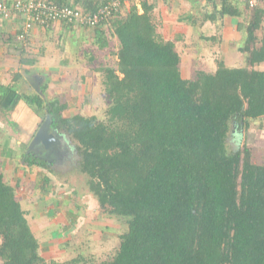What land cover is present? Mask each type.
Segmentation results:
<instances>
[{
    "label": "trees",
    "instance_id": "trees-1",
    "mask_svg": "<svg viewBox=\"0 0 264 264\" xmlns=\"http://www.w3.org/2000/svg\"><path fill=\"white\" fill-rule=\"evenodd\" d=\"M106 1L82 7L92 12ZM133 1L96 29L99 50L119 42L117 64L100 68L111 101L106 120L63 115L68 104L59 96L25 97L53 131L73 138L101 209L127 223L115 252L97 264H264V164L246 143L227 146L234 127L248 131L264 116V69L256 68L264 63V1L206 0L203 22L239 19L247 64L222 60L194 78L182 76L176 42L158 31L153 3L140 0V11ZM24 161L48 166L29 151ZM15 192L0 171V264L88 261L83 253L48 261Z\"/></svg>",
    "mask_w": 264,
    "mask_h": 264
},
{
    "label": "crops",
    "instance_id": "crops-1",
    "mask_svg": "<svg viewBox=\"0 0 264 264\" xmlns=\"http://www.w3.org/2000/svg\"><path fill=\"white\" fill-rule=\"evenodd\" d=\"M68 1H70L72 4H77V6H84V3L87 0H79L78 2H76V0ZM93 1L95 2L97 0ZM162 1L166 2V0H150V2L153 3L154 6L152 11L153 15H155L154 20L158 25V31L162 33L166 38L175 40L177 45V41L183 39L185 35L187 36L191 34L189 26L194 22L191 23L189 18L190 15L192 16V12H190L191 10L189 8L185 9V13L188 15L187 18H184V15H178L176 19H174V16L170 15L169 13L167 14L166 12H163L162 7L164 5L162 4ZM133 2L136 3L139 6L140 11H142L140 0H134ZM130 3H132V0L126 5H129ZM123 10L125 11L126 9L124 8ZM223 20L224 36H226V33L229 32V25H232V23L234 25L236 24V29L234 32L237 33L239 19L225 17ZM178 21L183 23H179ZM186 23H188L189 25ZM208 23L209 27L212 22L208 21ZM20 24V19L0 18V112L2 110V112L6 113V116H0V171L3 173L4 180L16 190V198L19 200L22 208L25 210L29 224L35 236L39 240L41 254L47 260H52V254L64 252L66 247L75 245L70 243L75 241H65L64 244H57V241H61L58 239L60 235L62 236L63 234V236L66 237V235H64V233L66 232H68L69 234H76L79 229L78 227H80L79 224L81 223L82 225L86 219L94 220L93 223L89 224L93 231L96 228H98L96 230L100 229L101 231L104 228L111 229V226L109 224V220H111L109 217H111V215L107 214L108 216L106 217L102 213L103 211L101 212L100 204L98 205V199L89 189L88 176L86 180V190L81 191V189H77L75 191L77 197L71 198V195L73 193L70 195L67 194L71 192L65 194L64 189L68 187L66 183L62 184L60 187H58L55 183L54 176L56 175V171L51 167V165H55V163L60 162V160L53 158V160H51L50 162L48 161V166L46 168L37 165L29 166L26 164V162L24 161V155L26 154V140L27 138L30 139L27 150L33 149L38 145L37 143H35L32 147L30 146L32 140L34 139V136L36 135L35 132V134L32 136L34 126L37 127V124H40V116L39 114H37L34 108L26 104L25 96L27 93L32 94V92L29 91L32 88L38 90V92L36 91L37 93L45 95L46 93L45 90H42V86L46 84V81L41 82V78L37 79L35 77H46L44 71H59L62 66V55H58L57 52V55H55V57L53 58L50 54L52 46L48 45V38L51 36L49 30L52 31L53 29H60L59 26L61 25V34L55 33V37L59 38L62 36V38L64 39V37L67 36L68 39L66 40L68 41L64 40L63 42H61L62 47L65 48L64 50L67 51L68 54H73L74 51L70 48V45L72 44L71 46L73 47V45L76 46V44L80 43L79 45L82 46L84 42L87 41L85 40L86 33H90V35L93 37V40L95 41V49L93 47V50H99L96 43L97 28H88L69 24L64 25L63 22L56 23L51 28H44L40 26L34 27L30 32L29 45L34 46L33 50L35 51V53H33V55L28 54L29 56H27L26 44L18 39ZM106 27H108V24L100 26V28ZM197 27L199 28V26ZM84 28H88V30L85 31ZM64 30L67 31V34H64ZM201 30L203 31L204 28L201 27ZM222 30L219 33H221ZM46 31H48V33ZM81 32L84 33L85 36H83ZM209 33L214 35L216 31L213 28V30ZM75 36L80 37L79 41L76 43L73 40ZM240 39H242L241 34ZM226 40L219 43L221 45L223 43L225 44V42H227ZM44 45L47 47V49L45 50V55H43ZM110 47L111 43L109 47L99 51L103 53H110V50H108L110 49ZM29 48L30 47L27 46L28 50ZM77 48H79V46H77ZM228 50L229 49L227 47L226 51ZM38 52L40 54H38ZM65 58L68 57L66 56ZM73 58L78 60V57L70 56L71 60H73ZM64 63L66 62L64 61ZM86 63L87 62H85V64ZM225 63L227 64V62ZM71 64L74 65L73 61H71ZM180 65L182 66V63ZM262 65H264V63L260 64L259 66ZM101 67H99L98 64V67L96 66L95 68L100 71ZM62 68L65 69L66 67L62 66ZM256 68L258 67L256 66ZM34 73H38V76H35L36 74ZM4 75H7V77L3 78ZM27 75H30L31 77L36 79L38 85L37 89L28 81L26 77ZM54 75L60 76V74L57 73H55ZM53 77L55 79L57 78L56 76ZM185 78H194V76ZM28 82L31 88L26 87V83ZM4 117L7 118L5 119ZM261 121H264V116L259 120V123ZM28 125L31 126L30 133L26 132V126ZM262 125L263 124H261V126ZM16 132L20 134L21 137L18 136ZM52 132H54V134L61 135L60 139L62 146L60 144V148H63L65 150V152L63 153V159L67 157L66 166H68L69 171H71L72 164L73 166L76 165L74 164L75 161L71 159L70 154L72 149L75 148V143L71 145L68 139H64V134L57 133L56 131ZM67 159H70V161H67ZM45 169H48V171ZM74 190L75 189L73 188V191ZM56 192L58 194H56ZM77 210H79L80 212H85V216L79 214ZM89 215L91 216V218ZM63 221H65L66 223H62ZM97 221H99L100 223L96 224ZM42 237L45 238L44 241H42ZM55 245L58 249H56Z\"/></svg>",
    "mask_w": 264,
    "mask_h": 264
},
{
    "label": "rangeland",
    "instance_id": "rangeland-1",
    "mask_svg": "<svg viewBox=\"0 0 264 264\" xmlns=\"http://www.w3.org/2000/svg\"><path fill=\"white\" fill-rule=\"evenodd\" d=\"M162 4L164 5L162 7L163 12H166L167 14L169 13L170 15L174 16V19H176L178 15L180 16L184 15V18H187L188 15L185 13V9L189 8L191 10L190 12H192V15L194 17V18L191 17L190 22L196 23L200 28V29L198 27L196 28L193 26V24H191L189 26V30L191 31V34L187 36L185 35L183 39L177 41L176 48L181 56V63H182L181 70L184 78L193 77V76L195 77L197 71L199 70L214 72L218 67V62L222 60L227 62L228 65L245 66L247 64V61L245 60V54L240 51L239 47L241 46H238V43L241 41L238 28H237V33L234 32L236 29L235 28L236 24L234 25L232 23V25H229L230 30H228L229 32L226 33L227 35L224 36L223 35L224 20L222 22L221 21L212 22V24H210L209 27H208L209 25L208 21L207 22L202 21L203 11L206 10L204 7L206 4V0H199L198 2H194V1L192 2V0H166V2L162 1ZM79 7L83 8L80 5ZM179 23H183V22H179ZM59 27L60 29H56V30L53 29L52 31L49 30L51 36L48 38V42H49L48 45L52 46V50L50 54L52 55L53 58L55 57V55H57V52L58 55H62L63 57L62 66L66 68L64 69L61 66L59 71L46 70L44 71L46 77L45 76L39 77L38 73H34L36 74L35 76H38L35 78L37 79L41 78L40 79L41 82L46 81V86H45L46 94L43 95V97L45 99L50 100L53 99V97L55 98L59 96L63 102L66 101L68 106L67 109L64 111L63 115L66 116H73L76 114H81L84 116L96 115L99 121L106 120L107 110L110 107L111 101L106 92L103 72L97 70V68L95 67L96 66L98 67V64L99 67L103 65L106 66V65L117 64L118 58L113 51L117 49V45L119 42L115 39L112 40L111 47L110 49H108L110 50V53L105 52L106 53L105 54L99 50L96 51L93 50V47L95 49V44H94L95 41L93 40V37L90 35V33L89 34L86 33L85 40L87 41H85L83 45L81 44L82 46H80L79 43L76 44V46L73 45L72 47L71 44L70 48L74 51V53L68 54L67 51L64 50L65 48L62 47V43H61L64 40L68 41L66 40L68 39L67 36H65L64 39L62 38V36L59 38L55 37V33H60V31H62L61 28L62 26L60 25ZM201 27L204 28L203 31L201 30ZM213 28L216 31L214 35L209 33L213 30ZM84 30L86 31L88 30V28H84ZM221 30L222 32L219 33ZM46 32L48 33V31ZM65 33L67 34L66 30H64V34ZM82 35L85 36L84 33H82ZM75 38L74 39L71 38V39H73L76 43L79 41L80 37L75 36ZM224 38L225 40L226 39L228 40H226L227 42H225V44L223 43L221 45L219 42H224L225 41ZM242 41H243V37H242ZM27 46L30 47L29 50L27 49ZM77 46H79V48H77ZM227 47L229 49L228 50L229 52L226 51ZM33 48L34 46L29 45V41H28V43L26 44L27 56L33 55V53H35ZM46 49L47 47L44 45L43 55H45ZM38 54L40 53L38 52ZM66 56L68 58H65ZM70 56L78 57V60H76L75 58L71 60ZM64 61L66 63H64ZM71 61H73L74 65L71 64ZM85 62L87 63L85 64ZM257 67L264 68V65L262 66L257 65ZM55 73L60 74V76L54 75ZM53 76H56L57 78L55 79ZM6 77L7 75H4L3 78ZM26 87L31 88L29 82L26 83ZM29 91L32 93L36 91L38 92V90H35L33 88ZM28 94L29 93H27V95ZM0 116H6V113L2 112L1 110ZM39 116H40V124H41L43 123L45 118H43V113H41V115ZM4 118L6 119L7 117ZM40 124L39 125L37 124V127L34 126L32 136L35 134V132H37L38 128L40 127ZM261 124H263L262 125L263 127L261 126ZM30 131H31V126L30 125L26 126V132L30 133ZM16 134L20 136V134H18L17 132ZM64 135H65L64 139H68L71 145L75 143L72 137L66 134ZM29 141L30 139L27 138L26 151ZM227 141H228L227 146L229 151L234 150L236 146H240V148H243L244 143H246L251 150L253 161L260 165L264 164V121H261L260 123L259 122L253 123L248 131L242 129L239 133H237V127H234L232 131L229 133ZM39 143H42V141L38 142V145ZM70 154H71V159H73L75 161L74 164H76L75 166H73L72 164L71 171H69V167L66 166L67 157L61 159L60 162L55 163V165L52 164L51 167L56 171L55 172L56 175L54 176L56 185L60 187L62 184L66 183L68 187L64 189L65 194L71 192L67 195L73 193L71 195V198H73V197H77V194L75 192L77 189H81V191L86 190L87 174L81 172L80 169L81 156L78 154L75 148L72 149ZM67 161H70V159H67ZM45 170L48 171V169ZM73 188L75 189L74 191ZM56 194L58 193L56 192ZM77 211L79 214H82L83 216H85L86 214L85 212H80L79 210ZM102 211L103 209H101V212ZM102 213L104 214V216L106 217L108 216L107 215L108 213L104 211ZM109 218L111 219L109 220L111 229L101 228L102 229L101 231L100 229L96 230L98 229L96 228L93 231V229L91 228V226H89V224L93 223L94 220L84 219L85 221L82 220L84 221L83 224L82 225L81 223L79 224L80 227H78L79 229L76 234H72L71 232H70L71 234H69L68 232L64 233V235H66V237L68 238L64 237L63 234L62 236L60 235L58 239L61 241L59 242L57 241L56 242L57 244L59 243L64 244L65 241H75V242H70L71 244H75V245H70L66 247L64 252L52 254L53 255L52 260H58L63 263L68 262L71 261V259H73L74 257H77L79 253H83V255L86 258H88L87 262L84 263L81 262L80 264H97L101 260L106 259L108 253L112 254L115 252L120 241L119 235L122 234L123 231L126 230L127 228V223L123 218L113 215ZM62 223L65 224L66 222L63 221ZM98 223L100 222L97 221L96 224ZM42 238H43L42 241H44L45 238L44 237ZM55 247L56 249H58L56 245ZM91 255H94L93 260Z\"/></svg>",
    "mask_w": 264,
    "mask_h": 264
},
{
    "label": "built area",
    "instance_id": "built-area-1",
    "mask_svg": "<svg viewBox=\"0 0 264 264\" xmlns=\"http://www.w3.org/2000/svg\"><path fill=\"white\" fill-rule=\"evenodd\" d=\"M131 0H107L94 11L76 5L60 4L55 0H0V18L20 19L18 39L27 44L34 27L49 28L65 21L71 25L97 28L121 11ZM254 6L264 0H249Z\"/></svg>",
    "mask_w": 264,
    "mask_h": 264
},
{
    "label": "water",
    "instance_id": "water-1",
    "mask_svg": "<svg viewBox=\"0 0 264 264\" xmlns=\"http://www.w3.org/2000/svg\"><path fill=\"white\" fill-rule=\"evenodd\" d=\"M26 77L28 81L37 89L38 85L36 79L31 77L30 75H27ZM58 139V136L51 131V118L47 116L43 123H41L30 146L32 147L35 143L38 144V142L41 141L44 145L48 146L53 142L59 141Z\"/></svg>",
    "mask_w": 264,
    "mask_h": 264
},
{
    "label": "flooded vegetation",
    "instance_id": "flooded-vegetation-1",
    "mask_svg": "<svg viewBox=\"0 0 264 264\" xmlns=\"http://www.w3.org/2000/svg\"><path fill=\"white\" fill-rule=\"evenodd\" d=\"M56 135H58V138H59L58 142L57 141L53 142L48 146L44 145L42 142V143H39L38 146H35L33 149H30V150L28 149L27 151L34 153V154L36 153L39 157L46 159L49 162L53 160V158L57 160L63 159V153L65 152V150L63 148H60V144L62 146L61 139H60L61 135L59 134H56Z\"/></svg>",
    "mask_w": 264,
    "mask_h": 264
}]
</instances>
